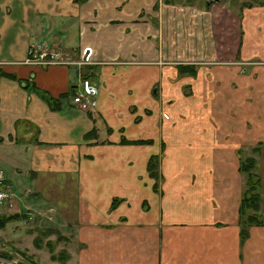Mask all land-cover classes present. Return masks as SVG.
I'll return each instance as SVG.
<instances>
[{
    "label": "crops",
    "instance_id": "obj_1",
    "mask_svg": "<svg viewBox=\"0 0 264 264\" xmlns=\"http://www.w3.org/2000/svg\"><path fill=\"white\" fill-rule=\"evenodd\" d=\"M159 2L0 0V168L12 193L4 207L16 199L28 218L64 233L73 264H264V123L254 133L263 222L241 240L246 175L239 148L248 137L245 126L232 131L231 119L242 125L232 118L233 99L242 95L232 93L246 87L232 86L226 70L222 110L205 108L203 100L190 104L184 74L169 83L166 65L153 63L168 57ZM41 43L79 59L25 62L28 46ZM183 44L176 46L179 58ZM79 75L97 86L90 108L72 99ZM151 155L159 157V182L147 170ZM173 155L176 174L168 170ZM177 177L174 211L169 180ZM30 227L14 235L17 244L35 235ZM68 239L79 246L71 249ZM25 248L34 250L31 243Z\"/></svg>",
    "mask_w": 264,
    "mask_h": 264
},
{
    "label": "rangeland",
    "instance_id": "obj_2",
    "mask_svg": "<svg viewBox=\"0 0 264 264\" xmlns=\"http://www.w3.org/2000/svg\"><path fill=\"white\" fill-rule=\"evenodd\" d=\"M159 4L163 5L160 14L162 20L160 21L167 31L165 39L168 45V57L163 60H153V63L166 65L169 83L179 82V69H184L185 86L183 90L189 93L188 98L191 99L189 103H197L198 100H203L205 108L209 106L215 108L214 106H216L217 110H222L224 102L223 87L225 88V85L223 83L225 79L223 73H226V70H231L233 73L232 86L243 89L240 87L242 84L246 87L242 93H232L233 95H242L241 98H234L232 102V118L240 117L242 125L231 119L232 131L238 133L241 126H245L244 130L248 137L240 145L241 156L239 158L254 156V151L257 148L254 143L257 136L254 133L262 132L261 129L258 131L256 126L260 122L261 128L264 123V0H161ZM157 21L159 22V17ZM175 27H178L179 30ZM182 41L185 52L182 53L183 57L179 58L181 55H177L176 46L179 47V43ZM58 46L59 48L55 46V49L60 50L61 47L59 44ZM64 50L62 55H67L65 51L68 50ZM193 50L194 53L191 52ZM68 53L71 55L48 62L32 59L29 60L28 64L39 66L68 65L78 61L79 58L74 57L73 53L70 51ZM2 62L0 61V65ZM192 71L193 73H190ZM192 75L193 80L190 79L191 77H186ZM207 81L215 84L216 90L211 89L206 92L199 88H192L191 83L199 86ZM221 84L223 87H220ZM93 105H95V101L89 108ZM177 111L179 114V107ZM171 128L174 129L175 125H170L169 130ZM176 131L179 130L176 129ZM174 143L175 146L171 148L177 155L175 149H179V146L176 145V141ZM177 156L179 157V153ZM174 158L173 155L169 160L168 170L172 172L171 174L179 173V165L176 164L179 163V159H176L175 163ZM239 171L241 170L239 169ZM242 173L246 175L244 172ZM159 179L158 177V182ZM169 183L171 184V193L168 196L170 199L173 198L169 207L175 209L174 211H179V199H175L179 197V177L173 181L169 180ZM1 186L7 190L11 189L6 180ZM157 186L160 188V183H157ZM14 205L15 207L12 208L8 206L9 209L0 205V215L18 214L20 216L0 226V264H73L70 262V250L65 248L67 244L65 239L67 240V238L64 233L47 230L45 228L47 224L38 219L34 221V217L33 219L28 218L32 216L31 213L25 212V209L21 210L16 199L12 206ZM38 215L35 214V218ZM31 220L33 225L35 224L34 226L41 228L39 231H35V234H38L36 236L37 244L33 245L32 243L34 233L20 236L22 242L17 244L16 241L19 239L14 235L23 233L26 228L32 226ZM30 243L31 250L34 249L31 252L25 248ZM69 243L72 246L71 249L79 246L76 240H69Z\"/></svg>",
    "mask_w": 264,
    "mask_h": 264
},
{
    "label": "trees",
    "instance_id": "obj_3",
    "mask_svg": "<svg viewBox=\"0 0 264 264\" xmlns=\"http://www.w3.org/2000/svg\"><path fill=\"white\" fill-rule=\"evenodd\" d=\"M73 1L83 2L85 0H73ZM184 71H185L184 69H181V68L179 69V72L183 73ZM190 73H193V71ZM47 101L50 103L52 107L58 106L57 99L54 97L48 96ZM137 141H142V140H138V139L134 140V142H137ZM257 148L255 149L256 152L258 151ZM255 151L254 153H256ZM158 164H159L158 155H151L147 163V170L149 174L152 177H154V179L156 180L159 177ZM256 167H257L256 159L254 156L249 155V156L240 158L239 169L246 174L245 187L242 191V196L240 198L239 208H238V222L240 225L241 240H244L247 237L250 226L262 224L263 222L261 215H260V202H261L260 177H259V174L256 172ZM153 185L155 188L157 187L156 182ZM18 217H20L18 214L17 215L16 214L0 215V226H2L3 224H5L7 221L11 219L13 220ZM34 228H37V227L34 226L31 229H27V231L34 232L36 230L39 231V229H41V228H37V229H34ZM36 236H38V234H35L32 240L34 245L37 244Z\"/></svg>",
    "mask_w": 264,
    "mask_h": 264
},
{
    "label": "built area",
    "instance_id": "obj_4",
    "mask_svg": "<svg viewBox=\"0 0 264 264\" xmlns=\"http://www.w3.org/2000/svg\"><path fill=\"white\" fill-rule=\"evenodd\" d=\"M55 46L59 48L58 45L53 43L30 45L27 51L28 57H26L24 61L28 63L30 62L29 60L34 59L39 62H48L50 60L53 61L59 58L67 57V55H62V51L55 49ZM96 90L97 86L91 81V79H89V76L79 75L78 82L72 88V99L81 107L89 108V106L95 101ZM4 181L5 175L3 170L0 168V205H4L6 203L10 204L12 197L11 192L1 186Z\"/></svg>",
    "mask_w": 264,
    "mask_h": 264
}]
</instances>
